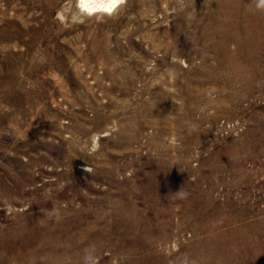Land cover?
Returning a JSON list of instances; mask_svg holds the SVG:
<instances>
[{
  "label": "rangeland",
  "instance_id": "rangeland-1",
  "mask_svg": "<svg viewBox=\"0 0 264 264\" xmlns=\"http://www.w3.org/2000/svg\"><path fill=\"white\" fill-rule=\"evenodd\" d=\"M0 0V264H264L254 0Z\"/></svg>",
  "mask_w": 264,
  "mask_h": 264
},
{
  "label": "clouds",
  "instance_id": "clouds-1",
  "mask_svg": "<svg viewBox=\"0 0 264 264\" xmlns=\"http://www.w3.org/2000/svg\"><path fill=\"white\" fill-rule=\"evenodd\" d=\"M254 3L257 11H264V0H254ZM125 5L126 0H75L77 19L74 22L84 23L92 18H112L119 15ZM82 264H99L95 245H90L84 250ZM181 264H195V261L185 256Z\"/></svg>",
  "mask_w": 264,
  "mask_h": 264
}]
</instances>
